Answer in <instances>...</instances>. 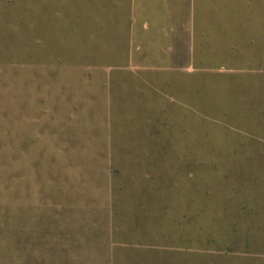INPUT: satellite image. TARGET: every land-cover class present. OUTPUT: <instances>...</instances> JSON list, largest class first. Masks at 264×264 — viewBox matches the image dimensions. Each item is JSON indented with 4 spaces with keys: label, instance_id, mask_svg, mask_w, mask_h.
Returning <instances> with one entry per match:
<instances>
[{
    "label": "rangeland",
    "instance_id": "1",
    "mask_svg": "<svg viewBox=\"0 0 264 264\" xmlns=\"http://www.w3.org/2000/svg\"><path fill=\"white\" fill-rule=\"evenodd\" d=\"M0 264H264V0H0Z\"/></svg>",
    "mask_w": 264,
    "mask_h": 264
}]
</instances>
